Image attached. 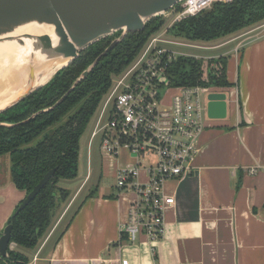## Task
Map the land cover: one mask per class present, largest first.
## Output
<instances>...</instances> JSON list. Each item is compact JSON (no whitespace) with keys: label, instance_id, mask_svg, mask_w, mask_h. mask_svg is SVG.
<instances>
[{"label":"crops","instance_id":"obj_1","mask_svg":"<svg viewBox=\"0 0 264 264\" xmlns=\"http://www.w3.org/2000/svg\"><path fill=\"white\" fill-rule=\"evenodd\" d=\"M208 47L217 51L208 59L225 57L229 85L210 86L202 98V150L192 174L167 183L175 205L164 238L132 243L121 236L130 194L96 185L80 197L88 160L47 235L26 250L30 264H264V22ZM209 93L225 94L210 111ZM130 159L123 151L119 164ZM253 166L258 171L249 173ZM24 196L0 175V232Z\"/></svg>","mask_w":264,"mask_h":264},{"label":"trees","instance_id":"obj_2","mask_svg":"<svg viewBox=\"0 0 264 264\" xmlns=\"http://www.w3.org/2000/svg\"><path fill=\"white\" fill-rule=\"evenodd\" d=\"M262 22L264 0L216 2L209 10L172 24L167 34L194 42L210 41L226 38ZM164 23L162 16L154 17L142 32L128 33L56 106L54 103L119 33L91 44L47 84L0 113V156H9L10 176L15 188L26 195L49 169L56 168L34 199L17 211L20 201L7 219L6 224L12 225L10 242L17 250L8 248L7 256H0V264H29L26 250L39 245L47 235L57 209L70 198V190L59 183L77 177L80 138L109 91L113 76L128 67ZM225 68V57L202 60L178 55L167 63L166 73L173 87H224L229 85Z\"/></svg>","mask_w":264,"mask_h":264},{"label":"built area","instance_id":"obj_3","mask_svg":"<svg viewBox=\"0 0 264 264\" xmlns=\"http://www.w3.org/2000/svg\"><path fill=\"white\" fill-rule=\"evenodd\" d=\"M231 1L184 0L163 14L166 25L149 38L121 74L113 76L100 103L91 138L99 135V151L113 167L117 193L131 195L121 230L129 242L141 236L150 243L164 238L166 213L175 205L167 183L192 174L194 160L202 150V95L210 87L170 86L167 63L177 55L162 46L171 41L165 38L167 29L216 2ZM123 151L131 159L119 164ZM258 169L253 166L247 170L255 173ZM87 177L88 173L85 180Z\"/></svg>","mask_w":264,"mask_h":264},{"label":"water","instance_id":"obj_4","mask_svg":"<svg viewBox=\"0 0 264 264\" xmlns=\"http://www.w3.org/2000/svg\"><path fill=\"white\" fill-rule=\"evenodd\" d=\"M182 1L184 0H0V67H8L13 62L24 70L21 82L1 97L0 113L47 84L91 44L119 33L81 72L70 89L54 103L56 106L88 75L99 59L128 33L142 32L150 19L162 16ZM52 61L66 63L55 68L43 82L49 70L45 64ZM207 100L210 111L217 101L225 100V94L209 93ZM55 169H49L41 177L21 200L17 211L34 199L51 179ZM11 230L12 225L6 224L0 233L2 257L7 256Z\"/></svg>","mask_w":264,"mask_h":264},{"label":"rangeland","instance_id":"obj_5","mask_svg":"<svg viewBox=\"0 0 264 264\" xmlns=\"http://www.w3.org/2000/svg\"><path fill=\"white\" fill-rule=\"evenodd\" d=\"M164 25L166 24L164 23ZM165 38L171 41L168 43H163L162 46H164L169 51L173 52L175 55L193 56L202 60H207L208 57H210V55H213L217 52L210 50L208 46H211L212 44L225 39V38H219L210 41L194 42V41H188L187 39L182 37H172L171 35H166ZM205 95H207V93L203 94L202 98ZM99 112H100V108L96 110L94 116L89 121L87 127L85 128L84 133L81 136L80 151H79L81 158L78 163L77 177L70 182L61 181L59 183L60 186L65 187V185H67L71 190H73L70 193V197L71 194L74 192V190L76 188L78 189L79 186L82 184L83 178L87 171L86 161L88 162V160H89L88 177L87 180L85 181L83 191L80 193V197L91 188H94L96 185L98 186V189L100 191L108 190L109 192L111 191L116 192V189L114 188L115 179L112 172L113 167L109 165L110 161L108 159L103 158L99 151V143H100L99 135L91 138V132L93 130ZM102 120L105 121L104 118ZM9 166H10L9 156L7 154L1 156L0 175H2V177H4L5 179L7 177V180L10 182L11 176H10ZM11 248L17 250L15 244H11Z\"/></svg>","mask_w":264,"mask_h":264},{"label":"bare ground","instance_id":"obj_6","mask_svg":"<svg viewBox=\"0 0 264 264\" xmlns=\"http://www.w3.org/2000/svg\"><path fill=\"white\" fill-rule=\"evenodd\" d=\"M66 62L60 61H52L46 65L49 68L43 82L46 80L47 76L52 73V71L64 65ZM19 65H15V63H11L8 67H0V99L1 97L7 93L10 89L17 86L21 80L24 78V70L19 68Z\"/></svg>","mask_w":264,"mask_h":264},{"label":"flooded vegetation","instance_id":"obj_7","mask_svg":"<svg viewBox=\"0 0 264 264\" xmlns=\"http://www.w3.org/2000/svg\"><path fill=\"white\" fill-rule=\"evenodd\" d=\"M106 48H107V47H106ZM104 50H105V49H104ZM99 106H100V104H99ZM99 106H98V108H99ZM98 108H97V109H98ZM97 109H96V110H97ZM95 112H96V111H95ZM95 112H94V114H95ZM94 114L92 115V117L94 116ZM92 117H91V118H92ZM90 120H91V119H90ZM4 125H7V124H4ZM0 157H1V156H0ZM17 205H18V204H17ZM17 205H16V206H17ZM0 233H1V232H0ZM11 244H14V243H10V246H9L10 249H12V248H11ZM29 264H30V262H29Z\"/></svg>","mask_w":264,"mask_h":264}]
</instances>
